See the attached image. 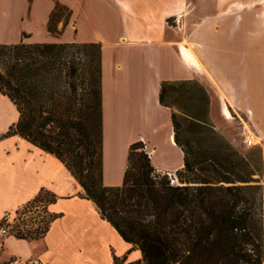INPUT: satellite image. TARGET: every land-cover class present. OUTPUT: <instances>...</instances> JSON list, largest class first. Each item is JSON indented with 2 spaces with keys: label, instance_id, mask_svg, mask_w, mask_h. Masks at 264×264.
Here are the masks:
<instances>
[{
  "label": "crops",
  "instance_id": "1",
  "mask_svg": "<svg viewBox=\"0 0 264 264\" xmlns=\"http://www.w3.org/2000/svg\"><path fill=\"white\" fill-rule=\"evenodd\" d=\"M225 1L240 0H0V43L99 44L103 184L121 185L135 141L145 144L157 173L178 183L184 153L174 140L176 111L159 102L161 82L197 81L225 96L211 73L213 66H231L238 84L244 82L239 92L247 95L252 131L259 141L264 137L257 126L264 120V30L250 23L251 9L241 12ZM17 117L15 105L0 93V132ZM41 189L54 195L45 233L28 240L0 232L4 262L38 257L43 264L142 263L141 250L81 195L55 155L17 134L1 137L0 192L13 199L0 205V222ZM262 197L264 249V181Z\"/></svg>",
  "mask_w": 264,
  "mask_h": 264
},
{
  "label": "trees",
  "instance_id": "2",
  "mask_svg": "<svg viewBox=\"0 0 264 264\" xmlns=\"http://www.w3.org/2000/svg\"><path fill=\"white\" fill-rule=\"evenodd\" d=\"M80 49L87 55H78ZM100 65L97 43H0V93L18 113L1 137L17 134L55 155L81 195L141 250V264H261L262 152L249 158L214 131L182 129L201 136L196 142L180 136L178 115L200 120V112L185 108L193 100L192 82L163 81L159 89V102L179 110L171 114L184 153L178 183L157 173L143 143L135 141L121 185L103 184Z\"/></svg>",
  "mask_w": 264,
  "mask_h": 264
},
{
  "label": "rangeland",
  "instance_id": "3",
  "mask_svg": "<svg viewBox=\"0 0 264 264\" xmlns=\"http://www.w3.org/2000/svg\"><path fill=\"white\" fill-rule=\"evenodd\" d=\"M223 4L225 6L229 5L228 7L240 10L241 12L242 10L251 9L252 12H255V15H253V18H250V23L253 21L252 24L256 26L257 31L264 30V0L225 1ZM242 16L241 13L239 18H243ZM77 54L84 57L87 55V50L80 49ZM227 67V71H225L222 66L211 67L213 71L211 74L217 81V84L221 87L225 96L219 95V92H213L211 88L201 85L197 81H193L187 85L190 94L193 96V100L188 102L185 105V108L200 112V120H191L190 123L185 121L181 115H178L177 119L180 123L178 134L182 137H188L196 142L201 136L195 134L185 135L182 129L189 128L192 131H202L209 135L211 131H214L227 140L240 153L249 158L258 157L259 154H256V151L257 149H260L262 152L261 158L264 164V137L261 141L256 139L257 142L250 147L244 146L243 139L245 138V132L252 130L251 121L249 120V111L247 110L249 108L248 103L246 102L247 95H242L239 92L240 88L244 85L242 79L241 83L238 84L237 79L233 76V71H231V66ZM172 110L179 112L176 106H173ZM246 126L248 129L247 131L245 128ZM257 126L264 133V120L261 124L257 121ZM3 133L0 132V138ZM143 148L145 149V144H143ZM263 181L264 165L260 179L262 185ZM11 199H13L12 193L7 191L0 192L1 206H6L11 203ZM50 199L51 195L49 192L45 190L42 191L37 200L33 201L31 199L21 208L5 215L0 222V227L5 228L6 232H9L14 236L15 234H22L25 235L28 240H39L51 218V214L47 210V204ZM3 258L6 259L5 255L0 254V260L5 261Z\"/></svg>",
  "mask_w": 264,
  "mask_h": 264
},
{
  "label": "built area",
  "instance_id": "4",
  "mask_svg": "<svg viewBox=\"0 0 264 264\" xmlns=\"http://www.w3.org/2000/svg\"><path fill=\"white\" fill-rule=\"evenodd\" d=\"M253 139H258L256 132L249 130L247 131V133L245 134V138L243 139V143L245 147H250L251 145H253ZM170 181L173 183L175 180L173 178V176H171V174H166ZM0 232L1 233H5L6 230L5 228H0ZM21 261L18 259H13L10 261L11 264H19ZM24 264H43V262L38 258V257H31L29 260H27L26 262H24Z\"/></svg>",
  "mask_w": 264,
  "mask_h": 264
},
{
  "label": "bare ground",
  "instance_id": "5",
  "mask_svg": "<svg viewBox=\"0 0 264 264\" xmlns=\"http://www.w3.org/2000/svg\"><path fill=\"white\" fill-rule=\"evenodd\" d=\"M204 64V63H203ZM208 72V71H207ZM219 90V89H218ZM223 93V92H222ZM225 95V94H224ZM223 96V95H222ZM253 141V143H255V142H257V140L256 139H253L252 140ZM259 141V140H258Z\"/></svg>",
  "mask_w": 264,
  "mask_h": 264
}]
</instances>
